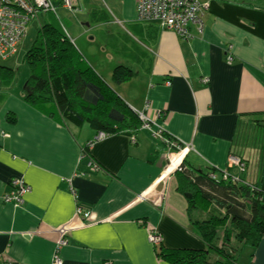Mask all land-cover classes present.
<instances>
[{"label":"crops","instance_id":"1","mask_svg":"<svg viewBox=\"0 0 264 264\" xmlns=\"http://www.w3.org/2000/svg\"><path fill=\"white\" fill-rule=\"evenodd\" d=\"M50 1L56 13L39 12L36 31L60 23L68 34L74 17L84 30L76 39L91 36L82 57L130 109L152 119L161 111L157 125L191 147L189 168L223 169L230 155L245 156L259 168L241 177L264 191V0H208L203 31L192 25L187 40L139 20L138 0H75L72 11ZM117 67L133 78L115 83ZM1 79L0 264H54L61 237L63 264H170L158 257L147 226L164 248L208 249L190 222L176 173L167 171L168 148L152 129L95 140L92 128L66 126L57 109L32 106L24 90L12 92L11 80ZM16 178L31 187L20 205L3 199ZM79 206L91 212L89 220L76 213ZM231 245L234 264H264V240Z\"/></svg>","mask_w":264,"mask_h":264},{"label":"trees","instance_id":"2","mask_svg":"<svg viewBox=\"0 0 264 264\" xmlns=\"http://www.w3.org/2000/svg\"><path fill=\"white\" fill-rule=\"evenodd\" d=\"M49 12L52 11L46 13ZM25 63L30 71L25 86L26 101L35 107L57 109L66 126L89 125L107 136L121 133L131 136L142 128L139 116L86 62L64 28L42 26ZM12 73L13 70L0 67L2 80L9 81ZM132 78L133 71L128 68L114 70L115 83ZM164 136L175 140L170 134ZM89 147L90 144L83 149L85 156H89ZM231 156L238 157L242 167L228 161L223 169L210 165L208 171H199L189 168L185 157L183 169L176 171L179 190L187 197L190 222L208 249L155 247L159 258L170 264H234L237 251L231 253L223 245L232 247L231 242L236 241L256 247L264 240V191L241 177L247 172L251 176L259 165L254 166L253 159L245 156ZM237 167L241 168L240 176L231 175V170ZM199 213H206V217H198ZM212 251L220 257L215 262L209 259Z\"/></svg>","mask_w":264,"mask_h":264},{"label":"built area","instance_id":"3","mask_svg":"<svg viewBox=\"0 0 264 264\" xmlns=\"http://www.w3.org/2000/svg\"><path fill=\"white\" fill-rule=\"evenodd\" d=\"M62 6L72 11L73 9L71 8L74 7L73 0H62ZM210 9L211 4L208 0H138L137 18L141 21L156 22L162 28L173 30L180 38L187 40L193 38L190 32L192 25H196L199 28V32L203 31V17ZM48 11L56 12L50 0H0V59L6 60L14 56L18 51L19 44L27 35L31 21L37 18L39 12L46 13ZM228 59L232 61L234 57L230 54ZM204 83H207V80H204ZM132 110L142 121V127L152 129L153 135L163 141L170 153L168 157L174 154L173 156L182 155L181 161L185 159L191 147L176 139L168 140L164 136L166 131L156 123L161 111L157 113V119H152L139 110ZM1 124L0 120V126ZM105 137L107 135L101 132L98 133L95 140ZM172 162L173 159L171 158L169 165ZM229 162L231 165L242 167L238 157L231 156ZM89 167L91 169L99 168L93 161L89 163ZM178 170H181L180 164L178 165ZM211 178L215 179L216 176L211 175ZM11 186L12 191L3 197L4 201L17 205L23 204L25 196L31 192V187L22 178L12 180ZM144 197L146 195L140 198ZM76 213L86 221L91 217V212L81 206L77 208ZM147 228L149 242L157 247L162 240L161 235L154 231L151 226H147ZM65 232V229L61 230L62 235ZM66 244L67 241L61 237L55 249L54 264H63L61 249ZM106 264L112 263L107 262Z\"/></svg>","mask_w":264,"mask_h":264},{"label":"rangeland","instance_id":"4","mask_svg":"<svg viewBox=\"0 0 264 264\" xmlns=\"http://www.w3.org/2000/svg\"><path fill=\"white\" fill-rule=\"evenodd\" d=\"M209 1H211V0H209ZM247 2H249V1H247ZM61 3H62V0H61ZM73 3H74V7H72L71 9L78 10L77 4H75L76 3L75 0H73ZM55 10H56V8H55ZM52 12L56 13L55 11H52ZM80 16L84 17L85 13H81ZM33 21H34V19L31 21V23ZM69 21L72 22V26L69 29L70 33H68L69 39L72 41V43L75 45V47L77 49L79 48L78 50L80 51V53L83 50L86 53L89 52L90 48L88 47L87 41L88 40L90 41L91 36L89 34L88 35L86 34V37H84L82 39H76V38L79 37V36H76V34L77 33L82 34L84 32V30L79 25V23L76 20H74V17L70 16V18L67 19V24H68ZM59 27L63 29V27H62V25L60 23H59ZM37 35H38V32L34 28V22H33V24L31 26H29L28 33H27L26 37L24 38L23 42L20 44V48H19L18 52L14 56H12V57H10V58H8L6 60L0 59V67H5V68H9V69L13 70V73H12L11 78H10L11 83L9 84V88H8V90H10L12 92L15 91V92L22 93L23 90L25 92V84H26L27 78H28L29 73H30L29 68H28V66L25 63V56H26L28 50L32 47L33 42L37 39ZM91 50H94V49H91ZM2 81H6V80H2ZM2 84H3V82H2ZM85 127H89L90 128L89 125H85ZM259 129L263 130L264 128L263 127H259ZM259 129L256 128V127L253 128L254 132H256V130H259ZM173 155L168 157V164H169V161L171 160V158L173 159ZM183 161H184V159L179 163L181 165V168H182ZM178 165L172 172L176 173V171H178ZM236 169L239 172L241 168L237 167ZM245 176H246V178H249L250 174L247 172L245 174ZM255 178H256V180L259 181V183L261 182V174H259ZM223 179L226 180V178H223ZM261 184H262V182H261ZM142 224H144L143 221H142ZM154 231H156V230L154 229ZM158 234L160 235V233H158ZM162 243H163V241L161 240L159 245H157V247L162 246ZM153 246L155 247L156 245H153ZM223 247H225L224 249L228 250L231 253L233 252V250L237 251V246L229 247V246H224L223 245ZM218 257L219 256H217L216 253L213 252V251L209 255V259H210L211 262H215Z\"/></svg>","mask_w":264,"mask_h":264},{"label":"bare ground","instance_id":"5","mask_svg":"<svg viewBox=\"0 0 264 264\" xmlns=\"http://www.w3.org/2000/svg\"><path fill=\"white\" fill-rule=\"evenodd\" d=\"M181 157H182V155L173 156V162H172V164H171L170 166H168V168H167V171H168V172L173 171V170L177 167V165H178V164L180 163V161H181Z\"/></svg>","mask_w":264,"mask_h":264}]
</instances>
